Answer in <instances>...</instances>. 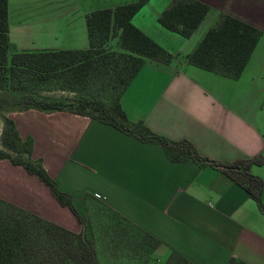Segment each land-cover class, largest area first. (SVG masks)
<instances>
[{
	"label": "crops",
	"instance_id": "1",
	"mask_svg": "<svg viewBox=\"0 0 264 264\" xmlns=\"http://www.w3.org/2000/svg\"><path fill=\"white\" fill-rule=\"evenodd\" d=\"M130 1L8 0L9 41L16 50L84 48L85 13ZM169 1L147 0L131 18L174 56L167 63L145 59L121 95L128 118L142 119L169 138H188L211 158L264 155V0H203L210 8L188 37L157 20ZM221 11L262 30L237 78L185 58ZM8 114L22 138L32 136L33 156L41 157L83 217V195L89 192L159 239L153 254L160 260L175 250L195 264H264V214L216 167L171 160L160 143L86 115L33 108ZM250 170L264 180V163ZM261 196L264 201V185ZM0 197L81 228L37 176L5 158L0 159ZM99 255L109 263L100 246Z\"/></svg>",
	"mask_w": 264,
	"mask_h": 264
},
{
	"label": "trees",
	"instance_id": "2",
	"mask_svg": "<svg viewBox=\"0 0 264 264\" xmlns=\"http://www.w3.org/2000/svg\"><path fill=\"white\" fill-rule=\"evenodd\" d=\"M146 1L86 12L87 47L16 50L9 41L8 0H0V159L37 176L81 224L76 231L0 197V264H101L96 242L105 251L107 264H195L175 250L164 260L158 259L153 250L159 239L89 192L83 195L85 219L72 195L62 190L46 170L41 157L33 156V138L20 136L8 114L12 110L33 108L86 115L143 141L160 143L171 160L193 159L201 166L209 164L219 169L241 185L264 214V180L250 170L252 164L264 163L263 154L230 160L211 158L188 138H169L152 130L142 119L130 120L123 109L121 95L145 59L167 63L174 56L132 22L133 14ZM209 8L203 0H170L157 20L188 37ZM261 33L256 25L221 11L185 54L186 61L237 78ZM112 37L117 47L110 46ZM56 90L67 93L51 92ZM92 201L108 212L102 219L91 216Z\"/></svg>",
	"mask_w": 264,
	"mask_h": 264
},
{
	"label": "rangeland",
	"instance_id": "3",
	"mask_svg": "<svg viewBox=\"0 0 264 264\" xmlns=\"http://www.w3.org/2000/svg\"><path fill=\"white\" fill-rule=\"evenodd\" d=\"M213 23H215V21H214ZM213 23H212V24H213ZM109 44H110V46H112V47H117V46H116V38H115V37H112V38L110 39V41H109ZM186 48H187V47H186ZM51 92H54V93H56V94L67 93L66 91H62V90H56V91H51ZM70 93H71V92H70ZM2 125H3V120H2V117H1V115H0V133H1ZM93 206H94V207H93ZM89 211H90V213H91V216H93V217L95 218V215H96V216L99 217L100 219H102V218L108 213L104 208L100 207V205H93V201H92V203H91V205H90V209H89ZM84 217H85V219H87V215H86V213H85ZM95 220H96V219H95ZM87 221H88V220H87ZM96 225H97V224H96ZM87 233H88V235L91 236V231H90L89 229H88ZM96 248H97V249L99 248L97 242H96ZM99 260H101V256H100V255H99ZM100 263L103 264V261H100Z\"/></svg>",
	"mask_w": 264,
	"mask_h": 264
}]
</instances>
